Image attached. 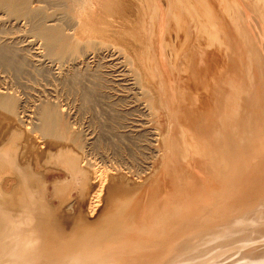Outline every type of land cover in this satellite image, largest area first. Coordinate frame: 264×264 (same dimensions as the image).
Returning <instances> with one entry per match:
<instances>
[{"label":"bare ground","instance_id":"bare-ground-1","mask_svg":"<svg viewBox=\"0 0 264 264\" xmlns=\"http://www.w3.org/2000/svg\"><path fill=\"white\" fill-rule=\"evenodd\" d=\"M30 1L0 0V10L18 20L33 21L37 26V33L34 32L50 57L66 39L72 40L73 49L67 47L57 54L64 61H77L82 46L87 51L96 42L98 46H110L106 38L111 41L116 37L118 43L114 46L132 64L143 96L167 112L170 124L162 137L160 153L164 174L144 196L121 198L120 204L127 207L122 224L105 231L101 228L89 240L82 238L63 246L55 234L64 224L56 221L46 195L29 196L27 205L16 216L0 204V224L4 226L0 234V264H264V51L259 50L253 34L259 30L264 42V0H171L174 7L169 14L166 12L170 0H166V5L162 0H134V5L123 0H103L97 8L133 18L128 25L124 22L127 26L120 23L123 27L113 37L108 28L97 32L84 23L85 18L82 21L93 11L94 0L59 1L60 9L66 11L64 20L79 28L80 32L71 36L65 33L64 21L58 24L50 20L55 14H47L44 2L33 8ZM50 3L47 5L52 6ZM194 34L199 39L192 47ZM90 35L104 38H100L101 43L96 38L92 42ZM168 61L176 79L171 91L166 88ZM6 65L11 66V61ZM157 70L161 73L162 89L156 84ZM8 93H0V123L8 120L17 125L23 119L15 110L13 93ZM82 97V101L89 102V92ZM46 107L41 109L34 129L24 133L39 134L43 141L52 144L67 140L58 129L60 110L56 105ZM74 136L65 142L71 143L76 153L71 159L79 182L75 188L84 190L93 171L82 162L80 135ZM34 143L27 151H33ZM11 152L0 157L4 159L0 168L17 167L21 150L14 148ZM55 195L59 196V192ZM115 199L116 194L110 191L107 200L111 206ZM97 208H93L92 215ZM50 224L54 227L51 235L36 228Z\"/></svg>","mask_w":264,"mask_h":264},{"label":"rangeland","instance_id":"rangeland-1","mask_svg":"<svg viewBox=\"0 0 264 264\" xmlns=\"http://www.w3.org/2000/svg\"><path fill=\"white\" fill-rule=\"evenodd\" d=\"M59 1L61 2V0H31L30 2H32L31 6L33 8L40 5L43 6L44 2L47 14L50 16L52 13L55 14L53 19L51 18L50 20L58 24L64 21L63 24L66 27L63 25V28L64 30L67 28L65 32L67 35L71 36L72 33L74 35V32L79 33V28L75 25L72 27L73 23H67L64 20L66 11L64 12L60 9L62 4ZM94 1L96 5L94 4L95 7L91 14L89 12L88 17L83 16L82 18L83 22L85 18L84 23H87L94 31L103 32L108 28V31L112 33L110 36H112L115 31H119L123 25H126L125 23L128 25L130 21L132 22L133 18L128 16L127 18L126 14H120V17L118 15L119 12L118 14L117 12H113L111 15L104 8H97V4L99 2L101 4L103 0ZM105 1L107 2V0ZM123 1L134 5V0ZM212 1L217 2V0ZM37 2L38 4H36ZM50 2H53L52 6L47 5ZM160 2L166 5V0ZM170 2L166 14L171 13L173 10V1L170 0ZM4 14L5 12L0 10V93H13L11 96L16 105L15 110L17 113H20L18 114L19 118L22 117L20 120L26 121L24 123L20 122L21 124L17 123L18 126L7 119L8 122L0 123V157L2 156L1 158H3L5 152H11L14 148L21 150L20 156L17 157V160H19H16V168L11 167L5 170L0 168V179L2 178L0 181V204L2 206L6 205L4 207H8L9 214L12 216L15 214L14 216H16L27 205L29 196L35 194L33 197L40 198L46 195L50 205L55 210L56 221L64 224V228L57 232L58 234H55L59 236V240L63 243V246L74 244L82 238H91L95 236V231L101 228L104 231L115 228L118 224H122L121 221L126 216L127 207L120 204L121 198L126 196H132L131 198L144 196L148 192L147 190H151L161 173L164 174L160 153L162 151L161 147H163L162 137L169 131L170 123L167 112L161 106H158L153 99L143 96L137 85L133 67H131L132 64L128 62L129 60H127L125 54L114 46L118 43L116 37H114L115 39H111V41L109 38H106V41L111 43V47L109 45L104 47L103 45L98 46L96 42L97 39L101 43V39L104 38L102 35L92 36L93 38L90 35L89 40L96 42L98 48L95 46L89 49L88 52L82 46L83 49L80 48L79 54L80 59L79 57H77V61H67L65 59V62L58 55L67 47L74 48V44H71L72 40L66 39L62 47L57 50L58 52L51 56L52 59L43 50L45 49L42 46L43 41L36 35L37 30L35 29L37 26H34L36 24L33 21L27 18L18 20L15 17L8 16L7 13ZM56 15L61 18V21L60 18L58 20ZM111 16L114 17L112 18ZM232 16L234 18V15ZM1 17H4L5 21ZM168 18L170 20L171 16ZM50 20L49 22H51ZM120 23H123V25L119 26ZM111 25L115 27H111ZM112 28L114 30L111 31ZM30 34H34L36 37ZM253 34L254 37L256 34L255 39L258 42L259 50L263 53L264 42L261 41L259 30L255 29ZM84 37V39L88 38L86 35ZM198 39V35L196 34L191 37L192 47H194V44H197ZM2 43L3 46L1 45ZM245 45H247L246 42ZM168 50L170 51L171 49ZM169 51L167 52L168 59H170ZM15 52H17L16 55ZM8 61H11V66L6 65ZM169 62L166 71L168 74L165 72V78L168 77L166 79V88L168 91H171L172 86H175L176 79L174 80L173 78L174 70L172 69L171 62ZM11 67L14 69L12 70ZM10 70L12 71L10 72ZM157 74L159 80H156V84L162 89L164 86L161 81V73L158 70ZM73 77L75 80H73ZM85 92H89L90 97L87 103L84 100L82 101V96ZM55 105L60 110L59 131L63 135H66L67 140L75 139L74 135H80V145L82 146L80 148L84 154L82 162L94 172H92L84 190L80 186L75 188L76 182H79L75 178V169L72 166L71 159L76 156V153L71 143L65 142L67 141L65 140L52 144L49 141H43L39 134L35 135L33 133L34 137L30 132L28 134L24 133L27 129H34L38 123L39 113L42 108H47L46 106L54 107ZM10 123L11 125H9ZM14 125L16 127H12ZM34 141H36V144ZM31 143L35 144H32L33 148L35 146L34 152L32 149L27 151ZM43 150L45 153L42 152ZM17 155H19V151ZM49 161L54 163V165L52 166ZM3 163L4 159H0V167ZM19 189L20 191L18 192ZM110 191H113L117 196V200L115 199L113 206L107 200ZM55 192H59V196H56ZM81 192L83 193L81 194ZM18 196L23 198L21 199ZM92 207H98L94 215H92ZM13 208L19 210L17 211ZM2 227H4L3 224H0V234L3 230ZM36 228H39L38 230L46 235H51L54 232V227L51 224L39 225Z\"/></svg>","mask_w":264,"mask_h":264}]
</instances>
